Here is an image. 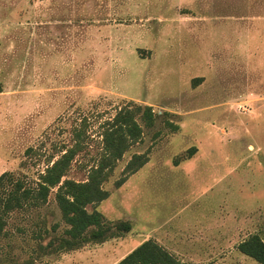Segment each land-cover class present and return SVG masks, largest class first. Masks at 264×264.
<instances>
[{
	"label": "rangeland",
	"instance_id": "374dc122",
	"mask_svg": "<svg viewBox=\"0 0 264 264\" xmlns=\"http://www.w3.org/2000/svg\"><path fill=\"white\" fill-rule=\"evenodd\" d=\"M101 2L0 0V175L35 187L82 129L87 146L66 178L84 181L120 109L151 106L158 116L152 128L140 122L142 141L118 162L98 207L131 231L34 264H117L147 239L181 263L259 264L237 244L264 239V0H112V19L93 9ZM136 153L161 172L139 170L116 188ZM196 156L199 174L189 175ZM55 193L10 215L0 264L36 257L38 244L63 234ZM220 219L230 237L212 250L205 230Z\"/></svg>",
	"mask_w": 264,
	"mask_h": 264
},
{
	"label": "trees",
	"instance_id": "16d2710c",
	"mask_svg": "<svg viewBox=\"0 0 264 264\" xmlns=\"http://www.w3.org/2000/svg\"><path fill=\"white\" fill-rule=\"evenodd\" d=\"M197 78L193 81H201ZM158 116L151 106L133 104L123 107L108 120L102 132V149L99 157L89 168L84 181L66 178L72 163L87 146L82 129L75 130L74 143L62 150L57 159L52 158L45 171L39 175L35 187L27 185L25 180L17 178L11 172L0 175V239L6 234L8 218L15 211L41 208L48 203L53 189H56L55 201L61 213L62 221L67 225L63 234L51 238L46 244H38L35 256L23 263L12 261L11 264H34L46 256L69 253L91 243H103L119 238L122 232L131 231L129 222L111 224L98 207L110 197L105 188L119 161L128 151L142 141V122L146 127L155 126ZM166 126L172 132L180 130L179 125L167 120ZM197 152L196 147L188 151L187 159ZM149 162L147 153H136L126 164L121 178L115 182L120 188L127 179L136 174ZM178 165V162H176ZM91 208V210L89 209ZM57 226L53 230H57ZM49 235L48 229H44ZM40 239L44 236L39 231ZM238 251L264 264V239L259 234H251L238 246ZM117 264H188L181 263L177 257L155 240H147L127 254Z\"/></svg>",
	"mask_w": 264,
	"mask_h": 264
},
{
	"label": "crops",
	"instance_id": "0c3cea01",
	"mask_svg": "<svg viewBox=\"0 0 264 264\" xmlns=\"http://www.w3.org/2000/svg\"><path fill=\"white\" fill-rule=\"evenodd\" d=\"M93 1H98V0H93ZM102 2L103 1H106V3L105 2H101L102 4H101V6H99L98 8L95 6V5H93V9L95 10V9H104L105 11L103 12V13H106V15H108V16H110L111 17V19H112V14H114L115 15V12H114V10L115 9H117V7L116 6H112V0H101ZM113 11V12H112ZM103 15H105V14H103ZM198 155V154H197ZM197 159V156L196 157H194V159L191 161V162H188L187 164H191L192 165V167L191 168H189L188 170H187V173L190 175V174H192L193 176L194 175H196L197 176V174H199V171H200V163H196L197 165L195 166V163H192V162H194L195 160ZM144 173L145 172H147L146 174L148 175V173H150L151 172V174L150 175H153L152 173L153 172H161L159 169H156V170H154V169H147V168H142L141 169ZM157 176H158V174H157ZM152 183H154V181H151ZM156 183L157 184H159L160 183V181L159 180H157L156 181ZM222 206V205H221ZM155 223V222H154ZM156 224H158V223H156ZM193 225H194V227H195V229L196 230H198L200 227H202V223L197 219L196 221H194L193 223H192ZM154 225V224H153ZM212 227H209V229H206L205 231H206V235H208V236H206V237H204V240H206L207 242L205 243V242H203V243H205L206 244V246L209 248V249H212V250H215V248H218L217 250H221L222 248H223V246H226V243H227V241L229 240V237H230V235L228 234V230L226 229V230H224V228L222 227V226H224L225 228H228L229 227V221L228 220H225L224 221V224H223V221H222V219H220V221L219 222H216V224H212L211 225ZM214 233V234H213ZM147 240H150V239H147ZM147 240H144V241H147ZM152 240H154V239H152ZM195 240L196 241H200L201 240V237H199L198 239L195 237ZM245 240V239H244ZM156 241V240H155ZM156 242H158L160 245H162V246H164L167 250L168 249H171V248H169L168 247V245L167 244H164V242H162L160 239L158 240L157 239V241ZM242 242V241H241ZM240 242V243H241ZM143 243V242H142ZM240 243H238L237 244V246L240 244ZM194 248H198V246H195ZM200 248V247H199Z\"/></svg>",
	"mask_w": 264,
	"mask_h": 264
}]
</instances>
